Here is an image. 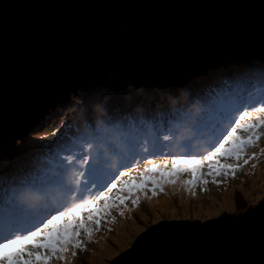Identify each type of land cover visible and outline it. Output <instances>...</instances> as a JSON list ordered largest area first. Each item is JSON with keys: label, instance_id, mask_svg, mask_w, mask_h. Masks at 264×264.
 <instances>
[{"label": "water", "instance_id": "1", "mask_svg": "<svg viewBox=\"0 0 264 264\" xmlns=\"http://www.w3.org/2000/svg\"><path fill=\"white\" fill-rule=\"evenodd\" d=\"M255 57H264V0H0V150L94 85L185 84ZM262 206L203 231L151 232L112 264H261Z\"/></svg>", "mask_w": 264, "mask_h": 264}, {"label": "rangeland", "instance_id": "2", "mask_svg": "<svg viewBox=\"0 0 264 264\" xmlns=\"http://www.w3.org/2000/svg\"><path fill=\"white\" fill-rule=\"evenodd\" d=\"M259 58L261 62H255L264 63V57H255ZM222 65L224 63L211 67L186 82L185 86L167 85L172 91L161 94L145 93V89L135 85L113 91L104 84H97L85 89L86 92L82 90L68 96L64 105L40 118L31 133L11 147L3 149L9 160L2 162L0 154V181L7 182L11 176L10 187L21 182H36L42 169L47 172L50 170L56 177L53 180H43L49 182L46 184L49 187V197L52 196L53 201H63L68 196L71 201L72 197L62 193L56 182L62 181L78 190L79 183L88 179L80 172L88 160L90 165L100 164L98 158L103 157L107 162L100 164V168L110 177L118 170L123 171V165L126 164L131 167L139 162V166L143 167L145 158L160 160L164 158L162 155L180 156L190 154L191 151L195 156H206L211 151L208 143L214 139L210 135L214 130L213 126L216 127L213 115L216 113L215 116H219L217 112H221L225 106L215 105L217 99H207L208 107H205L202 97L216 92L218 96H235L232 97L233 101L239 99L240 95L242 98L249 97L257 90H261L260 95L264 94L263 87L254 88L253 83L235 84V75H232L234 69L229 68L232 66ZM229 69L231 75L227 73ZM235 70L237 73L241 72L239 69ZM222 77L227 79L228 85L219 83ZM198 83L202 84L199 89ZM190 84L191 88L187 87ZM236 91L246 92L237 95ZM91 92H94L92 98L97 97L95 101L87 97ZM158 105L168 106V109L160 115ZM198 109L203 112L201 121L199 116L192 118L196 116ZM174 114H179V120L175 121ZM148 135L152 137L144 142ZM185 141H190V147H185ZM145 144L150 150L147 154H143L140 149L145 148ZM137 145L140 147L137 148ZM130 146H134V152L138 153L134 159L133 153L129 151ZM259 146L264 147V138ZM256 150L259 147L248 151L250 153ZM155 151L163 153L160 155V152ZM89 153L93 155L90 157ZM239 163L243 165V160ZM68 168H73L75 174L67 173ZM263 171L264 155L236 169L234 176L231 173L218 176L216 179L221 181L219 184L212 183V178L209 177L207 185L198 183L192 191L181 183L166 185L164 192L158 191L156 195L149 188L146 195L141 194L138 205L128 201L120 209H114L112 216L115 220L108 218L102 222L91 241L85 238L86 251H78L77 257L71 259V264H112L120 259L122 253L127 252L135 240L151 232L164 231V235L183 227L203 231L213 218L237 215L264 200ZM76 175V184L71 186L70 180ZM259 176H263L261 180ZM187 178V175L182 177ZM255 180V186H262L261 188L251 187ZM5 189L4 186L0 188V196ZM228 193L232 197L227 204L229 207L222 206L224 203L221 204V200Z\"/></svg>", "mask_w": 264, "mask_h": 264}, {"label": "snow or ice", "instance_id": "3", "mask_svg": "<svg viewBox=\"0 0 264 264\" xmlns=\"http://www.w3.org/2000/svg\"><path fill=\"white\" fill-rule=\"evenodd\" d=\"M210 135L214 139L208 143L211 151L206 156L145 158L143 167L139 162L133 167L126 164L124 171L110 177L100 168L107 161L99 157L100 164L90 166L88 179L79 183L78 190L56 182L71 201L50 200L49 187L43 183L21 182L9 188L0 196V264H71L78 251H86L85 238L91 241L102 222L115 220L114 209L128 201L138 205L141 194L146 195L149 188L156 195L164 192L166 185L181 183L192 191L198 183L207 185L209 177L219 184L218 176H234L236 169L264 155V147L259 146L264 138V94L226 104ZM185 147H190V141H185ZM257 147L258 153L249 154L250 148ZM129 151L133 159L138 155L134 146ZM185 175L188 178L182 179Z\"/></svg>", "mask_w": 264, "mask_h": 264}, {"label": "trees", "instance_id": "4", "mask_svg": "<svg viewBox=\"0 0 264 264\" xmlns=\"http://www.w3.org/2000/svg\"><path fill=\"white\" fill-rule=\"evenodd\" d=\"M256 60L260 61V58L259 59L253 58L250 61L247 60L246 62H242V63H241V61H238V60H232V61H229V62L225 61V62H223L224 65H222V66L223 67L232 66V67H229V68H233L234 69V71L232 70L233 71L232 75H235V77L233 78V81L235 82V84L237 83L239 85H246V84L253 83V85L255 86L254 88L261 89V87L264 86V70L262 72H258V71H261L262 69H264L263 68L264 63H259L258 64L257 62H255ZM218 65H220V64H218ZM218 65H216V66H218ZM235 69H239L241 72L237 73ZM230 71H231V69H229L227 71V73L230 74ZM238 74H244L243 78L242 79L237 78ZM225 80H226V82H222V80H220L219 83L227 85L228 81H227L226 78H225ZM181 86H185V84L181 85ZM191 86H192V84H190V86H187V87L191 88ZM201 86H202V84L198 83V87L197 88L199 89ZM137 87L145 89V91H144L145 93H156V94L158 93V94H161V93H164L166 91H172L170 87H166V86H162V87H165V88H161L160 86L159 87L158 86H153V87L152 86H148V87H146V86H137ZM193 88H194V86H193ZM104 89H106V87ZM180 89H182V88H180ZM86 91L87 90H85L84 92H86ZM260 91L261 90H257L256 93L254 92V94H250V95L259 96ZM101 92H104V91H101ZM92 94H94V92H91V95H88L87 97L91 98L92 101H95L97 99V97L96 98H92ZM183 95L184 94H182V96ZM185 97H186V95H185ZM62 105H64L63 101L61 103H59V106H62ZM158 106L162 107V105H158ZM165 107H168V106H165ZM0 154L2 155V162H5V161L9 160V157L7 156L6 151L0 150ZM4 184H5L4 181H0V188H2L3 186L4 187H8V185H4Z\"/></svg>", "mask_w": 264, "mask_h": 264}, {"label": "bare ground", "instance_id": "5", "mask_svg": "<svg viewBox=\"0 0 264 264\" xmlns=\"http://www.w3.org/2000/svg\"><path fill=\"white\" fill-rule=\"evenodd\" d=\"M243 75L244 74H238V77L237 78H239V79H242L243 78ZM222 82H226V80L222 77ZM210 97H212V94H208L207 95V97L206 98H204L202 101H203V103L204 104H206V99H208V98H210ZM219 105H221V104H223V105H226L225 104V102H222V98L219 96V97H217V101H216ZM168 109V107H165V106H162V107H160V111L159 112H161L160 113V115H162L166 110ZM142 111H147V109H142ZM155 118V117H154ZM127 147V146H126ZM140 146L139 145H137V148H139ZM146 149V147L144 148V150ZM252 152V151H251ZM250 152V153H251ZM255 152H259V150H256ZM143 153H145V151H143ZM249 153V154H250ZM89 155H90V157L93 155L92 153H89ZM193 155V154H192ZM258 157H260V156H258ZM257 157V158H258ZM256 158V159H257ZM253 160V159H252ZM252 160H250V161H252ZM107 164H110V163H107ZM92 165H95V164H92ZM92 165H90V166H92ZM90 166H88V174H87V176H89V173H90V171H91V168H90ZM264 172V171H263ZM260 177V176H259ZM263 177V176H262ZM262 177H260V180H261V178ZM257 183V180H255L254 181V183L252 184V188L253 189H255V188H261L262 186H255V184ZM4 188H6L5 190H8L9 188H11L10 186H8V187H4ZM231 193V192H230ZM230 193H228V194H226L225 196H224V198L221 200V204H222V202L224 203V205H222V206H226V207H229V205L227 206V204L230 202V200L232 199V197H231V195H230ZM212 204H214V203H212ZM168 205H170V203L169 204H167L166 206H168ZM209 206H211V205H209ZM221 206V207H222ZM209 209V208H208ZM207 210V209H206ZM131 212V211H130ZM133 230L135 229V227H133L132 228ZM128 239H126V241H127ZM125 244H123V246H124ZM114 252H112V254H113ZM114 255V254H113Z\"/></svg>", "mask_w": 264, "mask_h": 264}, {"label": "clouds", "instance_id": "6", "mask_svg": "<svg viewBox=\"0 0 264 264\" xmlns=\"http://www.w3.org/2000/svg\"><path fill=\"white\" fill-rule=\"evenodd\" d=\"M180 85H184V84H180Z\"/></svg>", "mask_w": 264, "mask_h": 264}]
</instances>
